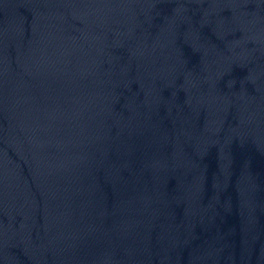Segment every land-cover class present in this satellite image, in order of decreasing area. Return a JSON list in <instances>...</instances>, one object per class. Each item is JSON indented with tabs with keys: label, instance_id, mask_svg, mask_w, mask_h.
I'll return each mask as SVG.
<instances>
[{
	"label": "water",
	"instance_id": "obj_1",
	"mask_svg": "<svg viewBox=\"0 0 264 264\" xmlns=\"http://www.w3.org/2000/svg\"><path fill=\"white\" fill-rule=\"evenodd\" d=\"M0 264H264V0H0Z\"/></svg>",
	"mask_w": 264,
	"mask_h": 264
}]
</instances>
